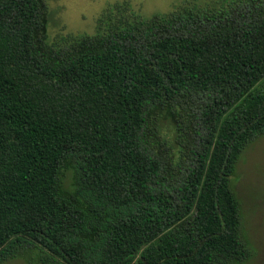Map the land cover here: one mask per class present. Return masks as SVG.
<instances>
[{"label": "trees", "instance_id": "trees-1", "mask_svg": "<svg viewBox=\"0 0 264 264\" xmlns=\"http://www.w3.org/2000/svg\"><path fill=\"white\" fill-rule=\"evenodd\" d=\"M48 39L0 0V264H244L233 187L264 135V0Z\"/></svg>", "mask_w": 264, "mask_h": 264}, {"label": "rangeland", "instance_id": "rangeland-1", "mask_svg": "<svg viewBox=\"0 0 264 264\" xmlns=\"http://www.w3.org/2000/svg\"><path fill=\"white\" fill-rule=\"evenodd\" d=\"M128 1L144 19L166 15L181 6H199L220 10L231 0H46L49 6L48 39L67 35H93L97 19L116 2ZM241 6L251 0H238ZM243 217V234L251 248L244 264H264V135L256 139L242 155L233 178ZM3 264H28L13 259Z\"/></svg>", "mask_w": 264, "mask_h": 264}]
</instances>
